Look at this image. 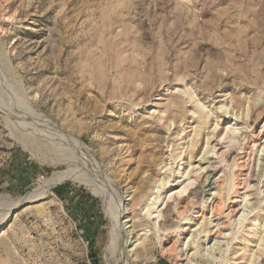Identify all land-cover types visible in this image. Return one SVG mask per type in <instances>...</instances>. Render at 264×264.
I'll return each instance as SVG.
<instances>
[{"label": "rangeland", "instance_id": "obj_1", "mask_svg": "<svg viewBox=\"0 0 264 264\" xmlns=\"http://www.w3.org/2000/svg\"><path fill=\"white\" fill-rule=\"evenodd\" d=\"M263 149L264 0H0V264H264Z\"/></svg>", "mask_w": 264, "mask_h": 264}, {"label": "bare ground", "instance_id": "obj_2", "mask_svg": "<svg viewBox=\"0 0 264 264\" xmlns=\"http://www.w3.org/2000/svg\"><path fill=\"white\" fill-rule=\"evenodd\" d=\"M31 114V113H30ZM32 118V120L34 121V122H36L37 124H40V125H42V126H44V123H45V121L44 120H42L41 118H39V117H35V116H32L31 117ZM30 123H31V121H30ZM35 123V124H36ZM36 124V125H37ZM47 124V123H46ZM39 126V125H38ZM47 125H45L44 127H46ZM52 126V125H51ZM49 128V127H48ZM51 128V127H50ZM53 128V127H52ZM55 128V127H54ZM66 140L69 142V144H70V146L72 147V149L75 151V152H78L79 154L81 153V155L83 154V151H86V149L85 148H83L82 147V145L80 144V141H77V140H75V139H71V138H69V137H66ZM264 150V149H263ZM90 154V153H89ZM83 156V155H82ZM87 156V155H86ZM84 157V158H87V157ZM89 156V155H88ZM90 157H91V155H90ZM165 158H166V156L164 157V159H163V161L159 164V171H161L162 169H164L165 167H166V164H165ZM208 158V157H207ZM93 160H89V158H88V160H87V162L88 163H90V164H88V166L92 169V170H94L96 173H97V175H98V177H99V169L97 170V166L95 165V163H94V161L92 162ZM202 162H205V160L203 161L202 160ZM201 162V163H202ZM210 162H208V159H207V164H208V166L210 165L209 164ZM87 164V163H86ZM205 164V163H204ZM211 164H213V163H211ZM206 166V165H205ZM208 166H206V167H208ZM211 166V165H210ZM206 167H204V170H207V168ZM215 167V166H214ZM213 167V168H214ZM206 168V169H205ZM252 168V167H251ZM161 169V170H160ZM211 170H212V166H211ZM158 171V172H159ZM213 171V170H212ZM218 171V170H217ZM100 174H101V172H100ZM208 174H209V172H208ZM61 176V177H60ZM60 176L59 175H57V174H54L53 176H52V178H50L49 179V181H47V183L45 184V188H48V187H51L52 185H54L56 182H59V181H61V180H63V179H69L70 178V175L67 173V174H60ZM207 176V175H206ZM208 176H210V175H208ZM222 176V175H221ZM212 177H214V176H212ZM206 178V177H205ZM208 178V177H207ZM217 179V178H216ZM105 180V179H104ZM210 180V179H209ZM218 180V179H217ZM207 181V180H206ZM212 181V180H211ZM105 182V181H104ZM103 182V183H104ZM162 183L163 181H161V180H158V179H153V184H152V187H154L155 185H156V183ZM218 181H216V180H214L213 182H209V184H208V189L211 191V190H214V189H216L218 192L217 193H214V191L212 192V193H214V194H217L216 196H219L218 194L220 193V186L219 187H217V183ZM220 182V181H219ZM204 183H205V181H204ZM217 183V184H216ZM176 184L177 185H180V184H182V181H177L176 182ZM187 184V183H186ZM207 184V183H206ZM216 185V186H215ZM151 187V188H152ZM216 187V188H215ZM207 190V189H206ZM40 191V190H39ZM38 191V192H39ZM42 191V190H41ZM181 191H184V187H181L180 188V191H178V192H180L181 193ZM233 191V190H232ZM44 192V191H43ZM175 192V191H174ZM35 193V192H34ZM38 194V193H37ZM214 194H212V195H214ZM211 195V196H212ZM37 197L38 196H36V195H27L26 197H24L21 201H19V202H17L15 205H13V207H12V209L13 208H16V207H18V205L19 204H22V203H27V202H33L35 199H37ZM215 198V197H214ZM213 198V199H214ZM212 199V200H213ZM148 200H149V197L147 196L146 197V201L143 203V205H144V207L142 208V211L143 210H145V214L148 216V217H151L152 216V213L153 212H157V209H158V206H156L157 204H158V202L160 201V195H157L156 197H154L153 198V201L151 202V203H148ZM235 200V199H234ZM214 201V200H213ZM121 202V201H120ZM233 202V201H232ZM213 203V202H212ZM140 204H141V202H140ZM137 205H139V204H137ZM142 206V205H141ZM221 206V205H220ZM210 207H211V204H210ZM212 209H213V211L212 212H214V208H218L219 207V199H217L215 202H214V204L212 205ZM119 208V210H118V213H117V215H116V219H115V228H116V232H115V236H114V238H113V243L115 242V241H117V239H118V236H120L119 238L121 239V233H123L124 235H125V241H124V243L127 245V246H131V245H135V247L137 246V244H135L136 243V240H137V236L135 235V232L133 231V229L131 228V227H134L133 226V224H134V222H132L131 221V219H128L126 216H125V214H126V212H127V208L126 207H124V205H120V207H118ZM141 208V207H140ZM232 208H233V206L231 205V204H229V207H227V209L228 210H226V216L229 218V216L233 213V211H232ZM152 209H154V210H156V211H152ZM236 210V209H235ZM234 210V211H235ZM10 211V210H9ZM230 218H231V216H230ZM129 222H131V225H128V223ZM233 222V221H232ZM184 224V223H183ZM224 226V225H223ZM222 226V227H223ZM129 229V230H128ZM114 235V234H113ZM122 238H123V236H122ZM122 240V239H121ZM124 240V239H123ZM121 243H122V241H121ZM124 243H122V244H124ZM112 244V243H111ZM124 246V245H123ZM126 246V247H127ZM111 248V247H110ZM124 248H125V246H124ZM124 248H122V250L124 249ZM112 250V249H111ZM116 250V249H115ZM119 250V249H118ZM133 249H130L128 252H131ZM114 252V251H113ZM122 254V253H121ZM119 255V254H118ZM123 255V254H122ZM125 256H127V255H125ZM117 257V256H116ZM120 257V256H119ZM130 257V256H129ZM117 261V260H116ZM120 261V260H119ZM121 263H122V261H121ZM124 263V262H123ZM119 264H120V262H119ZM127 264V263H126Z\"/></svg>", "mask_w": 264, "mask_h": 264}]
</instances>
